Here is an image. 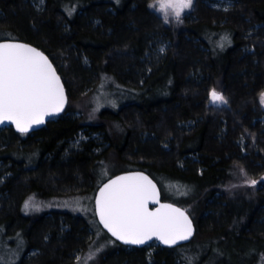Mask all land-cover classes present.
<instances>
[{
  "label": "trees",
  "instance_id": "obj_1",
  "mask_svg": "<svg viewBox=\"0 0 264 264\" xmlns=\"http://www.w3.org/2000/svg\"><path fill=\"white\" fill-rule=\"evenodd\" d=\"M149 1L45 0L43 9L35 11L24 0H0V31L44 51L67 95L63 113L31 132L18 133L11 126L0 128V161L10 164L7 168L11 174L0 185V193L6 195L0 200V227L18 228L25 247L42 249L39 262H56L52 254L62 256L60 252L66 253L67 246L62 247L56 239L43 212H22V199L30 193L47 199L50 194L74 187L64 178L71 169L75 184L77 181L84 186L91 181L89 188L95 190V167L110 162L125 166L115 173L145 171L158 184L162 199L188 212L195 232L189 242L178 246L197 241L208 244L207 250L218 247L231 254L228 264H258L259 253L264 264V232L257 223L264 207V190L242 183L226 189L238 180V168L248 171L247 158L254 157L250 152L237 156L234 139L238 134L248 140L247 149L252 150L254 140V148L264 153L263 125L258 121L255 126L251 124L254 114L264 116L257 99L264 88V0H237L216 18L222 23L208 20V11L201 12L199 7L200 0L194 1L198 18L183 16L177 23L157 16L148 8ZM255 24L259 26L254 34L245 33ZM154 31L168 38L167 52L149 71L144 69L137 81L127 82L126 67L139 66ZM193 40L205 47L201 53H196L200 49L192 46ZM79 55L88 58V67L80 65ZM195 58L199 60L196 64ZM197 65L205 74L199 82L186 77L187 70ZM102 78L124 82L128 87L123 90L130 96L120 102L118 110L103 107L89 119L85 98ZM85 85L92 88L86 91ZM213 89L223 95L225 104L205 101L204 94ZM76 111L81 113L69 114ZM187 119H195L189 129L177 125L178 120ZM81 129L100 131L107 145L92 154L94 144L89 140L81 150L62 159L66 141ZM142 132L152 136L142 140ZM193 154L197 162L188 160L187 156ZM171 181L183 188V195L168 197L166 183ZM219 192V203H211ZM62 213L69 237L75 229L80 228L82 233L89 225L80 215ZM48 232L50 237L45 240ZM124 247L116 241L96 264H145L144 246L132 247L129 253L123 251ZM175 247L158 246L152 264H171ZM250 250L251 257L245 258Z\"/></svg>",
  "mask_w": 264,
  "mask_h": 264
},
{
  "label": "rangeland",
  "instance_id": "obj_2",
  "mask_svg": "<svg viewBox=\"0 0 264 264\" xmlns=\"http://www.w3.org/2000/svg\"><path fill=\"white\" fill-rule=\"evenodd\" d=\"M25 1L35 11H41L45 3V0H24V2ZM194 1L195 0H192V5L190 8L183 10L179 21L183 16L190 19L198 18L197 13L194 12L196 11V4L194 3ZM236 2L237 0H200L199 7L200 9H202L201 12L205 9L206 11H208V20H211L213 23H222V19L216 18H218L222 12L229 10ZM147 5L148 8L157 16H163L165 20L167 19V21H173L174 23L179 22L172 15H169L167 18H165V16L157 10L158 4H156V0H150ZM149 5L155 6L149 7ZM258 26L259 24H255L254 27H249L247 31H245V33L247 32V34H254ZM10 37L11 35L9 33L0 31V39ZM193 41L194 42H192V46L200 49V52L196 50V53H201V51L205 49V47H203L202 45L197 46L196 40ZM169 44L170 42L168 38H166V36L161 31L151 32L144 55L138 62L139 66L131 65L130 67H126L125 69V71L128 73V76H126L127 82H133V79H136L135 81H137L144 69L146 71H149V69L154 64H156L161 57L165 55L169 48ZM245 47L246 46H244V49ZM248 49L249 51H251L252 47L250 46V48ZM78 57L80 65L82 67L89 66L88 58L85 55H79ZM197 62H199V60L195 58V64ZM192 68L193 66H191V68L187 70L186 77H189L190 79H196L197 82L205 78L202 66L197 65L196 68ZM91 80L92 79L90 78V81ZM113 81V79L106 78L103 80L102 78V80L97 83L95 89L89 92L88 97L85 98V105L87 106V118L88 116L90 117L89 119L94 118L97 111H99V109H102L103 107L118 110L121 106L120 102L124 101L130 96V94L124 92L125 90H123V88L128 87L127 85L123 84L124 82L122 83V81H119L118 83H115ZM117 84L121 86H118ZM90 85H85L86 91L92 88V86ZM210 92L211 91L208 90L206 94H204V99L207 103L212 104L210 102ZM262 92H264V88L257 95V99L264 111V104L261 103L260 99ZM79 106L80 105H77L78 108ZM80 113V111L69 112V114L73 116L79 115ZM256 121H258L260 125H263L260 130L264 131V116H258L254 114L251 117V124L254 125ZM194 123L195 119L177 121V125L185 129H189L194 125ZM222 131L224 132V128H222ZM141 136V139L144 140L149 136H152V134L149 135L147 132H142ZM89 140L94 144L90 148L92 154L99 153L107 145L100 131H84L81 129L72 138L66 141L64 148L61 150L60 157L62 159H67L73 152L81 150L84 143ZM163 141L164 142L162 146H165L164 143L166 141ZM247 142L248 140L245 136H242V134H238V136L234 139V143L238 146L237 156L248 155V153L250 152L249 155H254V157L247 158L246 165L248 166V171H246L244 167L241 168L238 166L239 170L235 173V176L238 177V180L231 182L226 189L235 187L238 183L251 185L249 181L256 180L257 183L254 185V189L264 190V153H259L258 149L254 148V140L252 150L250 149V147H248V149L250 150L248 151ZM20 147H22L21 144ZM187 158L188 160H190V162L198 161V159L196 158V154L189 155L187 156ZM42 159L44 160L45 158L43 157ZM9 165L10 164L8 162L0 161V185L11 175L7 168ZM124 167L125 166L121 167L115 163L113 164L110 162L98 165L97 167H95L97 171L95 183L100 184L103 180L110 177L116 171ZM72 171L73 169H71V172L66 174L64 178L68 180V183L75 185L74 187L71 186L67 189H64L63 191H59L60 193H58L57 195L50 194V197H48L47 199H41V197H39L37 194L30 193L25 199H22L20 207L22 212L28 215L43 212V216L47 219L46 224L48 225L50 230L54 228V236L56 237V239L58 241H61V243L63 244L62 247L65 245L67 246L66 253L60 252L62 256L53 253L52 256H54V258L56 257V262L53 261L49 264H83V258L87 257L89 253H94V256L92 257V259L87 261V264H96V261L102 258L104 250L109 246L116 244V241L111 236H109L96 221V217L94 214V194L96 190H94L92 186V189L89 188L91 185V181L83 183L84 186L79 185L77 181L75 184V177H72ZM260 171L262 172L257 177H254ZM166 188L169 194L168 197L171 199L184 194L183 188H181L178 183L172 181L168 182L166 183ZM82 189L87 191L84 193H78V191H81ZM220 195L221 192L216 193L214 199L212 198L210 200L211 203L218 204V196ZM3 197H6V195L0 193V200H3ZM30 198V206L28 208H25V204L26 202L30 201ZM187 207L188 209L191 208L189 205H186V208ZM262 208L263 210L260 212V215L257 218V223L260 224L261 232H264V207ZM65 211L71 214L80 215L85 218L84 220H86L89 225L84 226V231L82 233L79 232L80 228H77L73 232L72 236L69 237L67 233V229L69 226L62 213ZM207 211L212 212L210 210ZM0 231V264H44L41 261H38L40 260L39 257H43L42 249L36 248L34 246L29 248L25 247L26 243L23 239L21 231H19L18 228H10L6 230L3 226L2 228L0 227ZM2 233L5 234L4 239H2L3 236L1 237ZM44 236V239L48 240L50 237V233L48 232ZM158 246L161 245L156 241H152L144 246L143 259L145 261V264H152L153 252L158 248ZM207 246L208 244L204 245L203 243H197L196 241L190 244L175 247L172 251L173 259L171 264H221L218 261H221L222 264H228L229 262H232L231 254H225L221 251V249L215 246L212 247L211 250H207ZM97 249H99V251H97ZM123 251L125 253L132 252V247L126 246L123 248ZM252 253V250L248 251L244 255L245 258H250V255ZM77 257H80L81 259L78 260ZM256 257V261H258V264H262L261 254L257 253ZM247 264H249V262Z\"/></svg>",
  "mask_w": 264,
  "mask_h": 264
},
{
  "label": "snow or ice",
  "instance_id": "obj_3",
  "mask_svg": "<svg viewBox=\"0 0 264 264\" xmlns=\"http://www.w3.org/2000/svg\"><path fill=\"white\" fill-rule=\"evenodd\" d=\"M156 4L165 18L172 15L179 21L192 0H156ZM260 99L264 104V92ZM210 102L218 105L226 100L213 89ZM64 104L60 78L41 52L21 43H0V123L11 121L19 132L27 133L32 125L44 123L45 116L61 112ZM249 183L255 185L257 181ZM156 197V186L146 176H120L100 189L96 212L103 227L125 244L141 245L153 237L167 245L188 240L193 234L188 216L171 205L150 211L148 203L158 202ZM30 202L31 198L25 208ZM93 256L89 253L83 264Z\"/></svg>",
  "mask_w": 264,
  "mask_h": 264
},
{
  "label": "water",
  "instance_id": "obj_4",
  "mask_svg": "<svg viewBox=\"0 0 264 264\" xmlns=\"http://www.w3.org/2000/svg\"><path fill=\"white\" fill-rule=\"evenodd\" d=\"M5 42H11V43H21V44H24V45H27V46H30V47H33L35 48L37 51L41 52L48 60L49 62L52 64L53 66V69L55 70L57 76L60 78V75L56 69V67L54 66V64L52 63V61L50 60V58L48 57V55L42 51L39 47H37L36 45L32 44V43H29L27 41H24V40H20V39H14V38H3V39H0V43H5ZM60 83L63 87V91H64V96H65V104H64V108L61 112L59 113H56V114H53V115H50V116H45L44 118V123L42 124H38V125H32V127L29 129L28 132H31L41 126H43L47 121L49 120H52V119H55L56 117H58L61 113H63L64 109H65V106H66V101H67V95H66V91H65V87L61 81V78H60ZM4 126H11L16 132L18 133H21L17 130L16 128V125L11 122V121H4L2 123H0V128L1 127H4ZM27 132V133H28ZM133 174H141V175H144L146 176L150 181H152V183L156 186V192H157V197H156V200L158 202H152L150 201L148 203V208L150 211H156L157 209H159L161 207V205H171L172 207L174 208H178L180 209L181 211L185 212V215L188 216L189 220L191 221V224H192V229H193V234L192 236L188 239V240H185V241H178L177 244L175 245H167V244H164L162 243L161 241H159L158 239H156L155 237H153L151 240L149 241H146L144 244H141V245H132V244H125L123 243L122 241L120 240H117L114 236H112V234L110 232H108L107 229H105L103 227V225L100 223V219H99V215L98 213L96 212V197H98L99 195V192H100V189L107 183H109L111 180H115L116 178L120 177V176H126V175H133ZM94 212H95V216H96V219L99 223V225L101 226V228L107 232L111 237H113L115 240H117L120 244L122 245H125V246H130V247H142L152 241H156L158 242L162 247H175V246H178L180 244H184V243H187L189 242L193 235H194V232H195V226H194V223H193V220L192 218L190 217V215L188 214V212L180 205L172 202V201H169V200H164L162 199L161 197V192H160V189H159V186L158 184L156 183V181L148 174L146 173L145 171H142V170H139V169H127V170H122L120 172H117L115 174H112L110 177L106 178L105 180H103L99 185L98 187L96 188V191H95V194H94Z\"/></svg>",
  "mask_w": 264,
  "mask_h": 264
},
{
  "label": "flooded vegetation",
  "instance_id": "obj_5",
  "mask_svg": "<svg viewBox=\"0 0 264 264\" xmlns=\"http://www.w3.org/2000/svg\"><path fill=\"white\" fill-rule=\"evenodd\" d=\"M97 221V220H96Z\"/></svg>",
  "mask_w": 264,
  "mask_h": 264
}]
</instances>
